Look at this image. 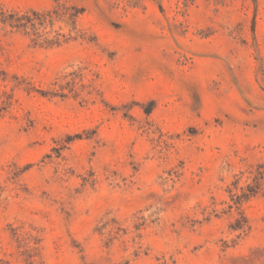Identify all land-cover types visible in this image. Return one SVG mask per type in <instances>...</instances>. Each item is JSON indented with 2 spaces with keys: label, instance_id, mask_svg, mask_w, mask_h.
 <instances>
[{
  "label": "rangeland",
  "instance_id": "374dc122",
  "mask_svg": "<svg viewBox=\"0 0 264 264\" xmlns=\"http://www.w3.org/2000/svg\"><path fill=\"white\" fill-rule=\"evenodd\" d=\"M0 264H264V0H0Z\"/></svg>",
  "mask_w": 264,
  "mask_h": 264
}]
</instances>
